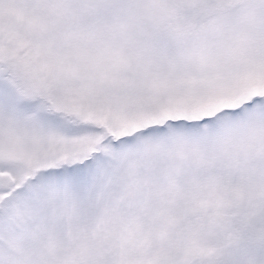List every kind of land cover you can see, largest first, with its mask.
<instances>
[{"label": "snow or ice", "instance_id": "6c2138e0", "mask_svg": "<svg viewBox=\"0 0 264 264\" xmlns=\"http://www.w3.org/2000/svg\"><path fill=\"white\" fill-rule=\"evenodd\" d=\"M0 264H264V0H0Z\"/></svg>", "mask_w": 264, "mask_h": 264}]
</instances>
